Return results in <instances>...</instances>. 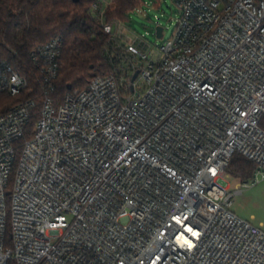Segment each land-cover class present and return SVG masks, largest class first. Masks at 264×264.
<instances>
[{
	"label": "built area",
	"instance_id": "built-area-1",
	"mask_svg": "<svg viewBox=\"0 0 264 264\" xmlns=\"http://www.w3.org/2000/svg\"><path fill=\"white\" fill-rule=\"evenodd\" d=\"M174 1L176 31L150 58L97 0L121 64L60 105L65 39L33 51L32 136L18 144L35 101L0 114V264H264V230L232 211L249 185L233 190L226 171L239 153L264 181V0ZM27 88L0 60V96Z\"/></svg>",
	"mask_w": 264,
	"mask_h": 264
},
{
	"label": "trees",
	"instance_id": "trees-1",
	"mask_svg": "<svg viewBox=\"0 0 264 264\" xmlns=\"http://www.w3.org/2000/svg\"><path fill=\"white\" fill-rule=\"evenodd\" d=\"M97 0H0V60L14 67L28 81V88L19 96H0V114L20 102L33 100L32 111L22 146L32 134L43 98L42 74L33 60V51L53 37L62 36L64 47L59 59L58 76L51 94L60 105L67 94L83 91L96 75H107L121 64L125 47L122 38L105 32L103 25L91 15ZM115 9L107 11L106 23L120 22L129 27L128 16L143 7V0H113ZM256 165L235 153L226 168L229 175L243 183L253 179ZM12 246L10 228L6 247Z\"/></svg>",
	"mask_w": 264,
	"mask_h": 264
},
{
	"label": "rangeland",
	"instance_id": "rangeland-1",
	"mask_svg": "<svg viewBox=\"0 0 264 264\" xmlns=\"http://www.w3.org/2000/svg\"><path fill=\"white\" fill-rule=\"evenodd\" d=\"M143 7L128 16L129 27L127 35L139 37L140 46L150 58L158 57V47L168 42L174 35L180 18L177 4L174 0H143ZM164 29L162 38L156 36V28ZM227 182L233 190L245 183L230 175ZM249 187L242 188L232 211L240 218L261 226L264 230V181L254 184L253 179L246 182Z\"/></svg>",
	"mask_w": 264,
	"mask_h": 264
},
{
	"label": "water",
	"instance_id": "water-1",
	"mask_svg": "<svg viewBox=\"0 0 264 264\" xmlns=\"http://www.w3.org/2000/svg\"><path fill=\"white\" fill-rule=\"evenodd\" d=\"M73 2H75V3H78L79 2V0H73ZM163 28L162 27H160V26H158L157 28H156V36L158 37V38H162L163 37ZM137 76H138V73H136L135 75H134V77H133V81L137 78Z\"/></svg>",
	"mask_w": 264,
	"mask_h": 264
}]
</instances>
